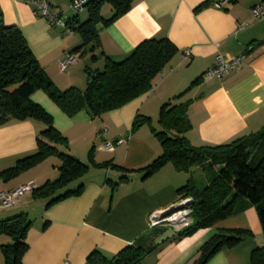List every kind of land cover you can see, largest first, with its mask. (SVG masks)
I'll return each instance as SVG.
<instances>
[{
	"label": "crops",
	"instance_id": "crops-1",
	"mask_svg": "<svg viewBox=\"0 0 264 264\" xmlns=\"http://www.w3.org/2000/svg\"><path fill=\"white\" fill-rule=\"evenodd\" d=\"M67 21L49 24L35 11V4L25 0H0V17L7 25L23 32L39 64L60 89L87 85L86 67L102 69L105 57L122 60L145 38L167 37L177 47L152 88L120 107L92 116L82 108L67 115L42 89L31 99L51 116L54 126L68 140L61 148L88 164L87 171L65 186L80 192L48 203V198L26 192L16 204L0 207V219L26 212L32 223L25 240L23 264H85L86 256L99 249L111 257L124 246L154 228L149 225L152 211L179 201L178 188L192 178L206 180L200 167L191 172L178 171L170 162L151 175L142 177L137 168L161 153L160 141L151 127L157 128L160 106L179 94L178 101L189 99L186 110L189 128L185 136L193 145L221 143L249 134L264 126V18L251 15L253 5L264 0H226L223 6L206 0H132L131 7L109 23L99 27L95 43L79 46V33L70 24L82 19L71 11L66 0H46ZM103 3V17L112 14ZM77 15L78 21L73 20ZM87 17V14H86ZM247 24L239 27V24ZM92 46V47H91ZM185 49L190 55L185 56ZM69 52L75 61L64 69L59 60ZM245 54L243 61L220 77H204L216 56L231 58ZM193 80H197L191 84ZM150 119L133 128L137 115ZM45 127L37 120H11L0 126V190H9L32 181L40 185L58 176L60 163L50 155L31 167L6 177V169L37 150V136ZM106 128V130H104ZM123 137L115 149L102 148L104 140ZM50 160V161H49ZM124 177V179H121ZM245 228L252 232L233 246H222L204 264H250L251 252L264 247V233L254 206L248 205L210 227L172 239L173 227L162 229L155 239L157 248L146 253L136 264H194L198 250L216 230ZM11 238L0 233V245ZM0 264L3 254L0 249Z\"/></svg>",
	"mask_w": 264,
	"mask_h": 264
},
{
	"label": "trees",
	"instance_id": "trees-1",
	"mask_svg": "<svg viewBox=\"0 0 264 264\" xmlns=\"http://www.w3.org/2000/svg\"><path fill=\"white\" fill-rule=\"evenodd\" d=\"M214 1L206 0L196 9ZM103 3H109L113 10L106 18L100 13ZM131 3L132 0H87L86 19L79 22L76 15L73 20L76 19L78 24L72 21L70 24L81 38L74 51L93 45L99 27L123 14ZM176 51L177 47L167 37L151 36L135 45L122 60L115 61L106 56L102 69L86 67L88 77L84 90L75 86L60 89L39 64L21 29L5 24L0 17V126L11 120L25 119L45 125L37 136L36 152L19 159L2 174L6 177L15 175L50 155H57L61 160L58 176L36 185L31 193L38 198H48L47 204H50L80 192L82 185L73 190H60L81 177L88 164L58 149V145L68 146V140L54 126L52 116L31 99L32 92L44 90L67 115L85 108L92 116H98L148 92L154 78ZM179 94L160 106V128L151 127L160 141L161 153L136 169L146 177L170 162L178 171L191 172L192 168L200 167L205 172L206 180L195 182L190 178L178 188V199L191 198V222L176 230L171 238L179 239L198 228L210 227L248 205L255 207L264 233V126L229 141L193 145L185 136L189 128L186 114L189 99L178 101ZM149 119L138 114L133 120V128ZM31 223L26 212L0 219V233L11 238L10 242L0 245L3 264H23L22 256L28 246L25 237ZM162 231L157 226L148 230L111 257L93 249L86 256L85 264H136L146 253L157 248L155 239ZM246 236H252V232L245 228L216 230L200 246L194 264H204L220 247L233 246ZM250 264H264V247L251 252Z\"/></svg>",
	"mask_w": 264,
	"mask_h": 264
},
{
	"label": "built area",
	"instance_id": "built-area-1",
	"mask_svg": "<svg viewBox=\"0 0 264 264\" xmlns=\"http://www.w3.org/2000/svg\"><path fill=\"white\" fill-rule=\"evenodd\" d=\"M87 0H70V5L75 10H80L86 3ZM35 4V11L40 16L47 19L49 24H60L66 25L67 21L62 17L60 13L53 10L51 5L46 0H33ZM226 0H215L213 4L216 7L224 5ZM251 15L257 18H264V5L257 3L250 9ZM247 24H239V27ZM185 56L190 55V50L185 49ZM245 54H239L231 58H225L221 54L216 56L214 65L204 71V77L217 76L220 77L231 69L236 68L244 59ZM76 54L69 52L59 60V67L64 69L69 63L75 61ZM106 130V128L104 129ZM124 141L123 137H119L115 140H104L102 142V148L108 151L115 149V146ZM35 183L32 181L23 183L15 188L9 190H0V207H9L17 202L24 196L26 192L31 191L35 187ZM191 198H181L179 201L173 203L167 208L152 211L149 215V225L156 227L161 224H170L178 230L184 225H188L191 222ZM63 264H72L70 261L65 260Z\"/></svg>",
	"mask_w": 264,
	"mask_h": 264
},
{
	"label": "rangeland",
	"instance_id": "rangeland-1",
	"mask_svg": "<svg viewBox=\"0 0 264 264\" xmlns=\"http://www.w3.org/2000/svg\"><path fill=\"white\" fill-rule=\"evenodd\" d=\"M66 3H68L69 4V0H66ZM69 7L71 8V11H73L75 14H77V12H78V10H75L73 7H71V5L69 4ZM86 9V8H85ZM79 14H80V16H81V18L82 19H84V18H86V10H83L82 12H79ZM157 123H158V121H157ZM159 124V123H158ZM157 128L159 129L160 128V126L159 125H157ZM59 150H61V151H64L62 148H61V146L59 147ZM65 152V151H64ZM51 159H54V161H57L58 163H60L61 162V160H60V158L58 157V156H56V157H52ZM50 161V160H49ZM185 226H187V225H184V226H182V227H185ZM157 227H160L161 229H164V228H171V227H173L172 225H170V224H161V225H159V226H157ZM174 229H177V228H175V227H173Z\"/></svg>",
	"mask_w": 264,
	"mask_h": 264
}]
</instances>
